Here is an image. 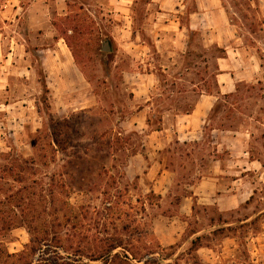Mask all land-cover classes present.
<instances>
[{"label":"rangeland","instance_id":"1","mask_svg":"<svg viewBox=\"0 0 264 264\" xmlns=\"http://www.w3.org/2000/svg\"><path fill=\"white\" fill-rule=\"evenodd\" d=\"M196 1L0 0V264H16L4 253L26 249L44 225L61 238L74 234L70 222L90 224L93 236L114 235L121 223L108 204L127 210L139 197L148 224L140 231L165 248L155 254L162 264H264V0H221L225 11L212 15L211 27L186 31ZM234 35L255 77L237 81L209 116L212 128L227 131L219 135L227 148L212 159L224 160L216 182L234 201L225 200L226 209L193 205L188 216L176 218L173 233L158 215L177 208L148 196L127 168L142 134L120 135L119 123L143 104L128 73L158 77L148 113L155 128L166 109L187 111L198 93L217 91V59ZM61 49L84 78L72 80L65 98L51 89L63 69ZM196 235L202 246L189 254ZM41 245L34 261L56 251ZM57 250L71 252L63 245Z\"/></svg>","mask_w":264,"mask_h":264},{"label":"crops","instance_id":"2","mask_svg":"<svg viewBox=\"0 0 264 264\" xmlns=\"http://www.w3.org/2000/svg\"><path fill=\"white\" fill-rule=\"evenodd\" d=\"M223 10L221 0H197L183 29L186 31L199 30L207 23L211 27L212 15ZM181 29L179 28L178 33ZM210 33L212 34L211 31ZM229 37L233 38V34ZM238 39L240 38L236 36L233 40H228V44L224 41L226 48L224 55L217 59V91L198 93V98L187 111L175 112L173 109H166L160 116L158 128H150L147 123L148 113L154 107L153 102L150 101L153 94L152 89L158 80L156 73L154 71L146 74L128 73L133 78L130 83L136 85L135 97L140 98L143 104L138 105L126 120L119 123L118 134L120 135L121 131H139L142 134L138 149L128 155L127 168L130 167L133 171L134 179L141 180L146 193H153L159 197L160 201H165L170 207L173 204L177 208L176 213L158 215L165 219V228L173 233H176L172 229L176 218L179 219L180 215L188 216L193 205L213 204L219 209H226L224 203L234 201L232 200L234 194H224V190L220 189L216 182L220 175L217 173L225 171L224 160L220 157L212 159L215 153L220 152L219 147L227 148L224 142L219 141V135L227 131L212 128V125H209V116L220 96L235 91L237 81H250L255 77V69L252 68L251 73L249 68L245 69L248 65L246 60L241 58V49L236 46L238 44H235ZM161 43L163 42L160 41V45ZM160 45L158 44V47ZM62 49L63 69L57 68L51 89L56 95L64 94L65 98L73 81L81 84L84 78L77 69L72 68L73 60L68 50ZM250 66L254 67L251 64ZM63 104L65 105V101ZM177 188L182 191L179 195ZM226 191H231V188ZM238 204L239 201L235 200L233 207ZM156 230L157 228H154L155 232Z\"/></svg>","mask_w":264,"mask_h":264},{"label":"trees","instance_id":"3","mask_svg":"<svg viewBox=\"0 0 264 264\" xmlns=\"http://www.w3.org/2000/svg\"><path fill=\"white\" fill-rule=\"evenodd\" d=\"M59 29H61L60 35L67 41L66 29ZM188 31L192 32V30ZM68 47L71 54L75 57L73 48L69 44ZM227 95L229 94L224 96ZM147 123L150 125L149 117L147 118ZM158 127L159 125H156L155 128ZM147 195L154 194L148 193ZM128 205V209L125 210L121 205L114 209L111 203L108 204L107 211L109 209L110 211L114 210L117 213L114 219L121 223L120 229L114 235L99 237L97 234L93 236V234L89 233V229H91L88 228V226L91 227L89 223L87 225V223L82 222L75 224L70 222L74 229V234H66L64 238H61L53 226L46 227L44 225L42 230H38L39 236L32 238L30 243L25 246L26 249L13 254L5 252L4 255L6 258L13 257L16 260V264H162L160 258H155V254L160 255V252L165 250V248L161 246L152 233L146 230L140 231L142 227L148 225L141 220L143 218L142 214L145 212L143 200L139 197L136 198L134 204ZM94 223L96 224L95 228L98 229L99 223L96 221ZM61 241H64V243ZM41 242L53 246L56 251H54L52 257L45 256L48 252L43 251L42 256L38 255V258L34 261L33 256L36 250L41 249ZM62 245L71 251L66 256L61 255L57 250V247ZM201 246L202 235L194 236L189 242L188 253L192 254ZM169 248L172 249L173 245L169 246ZM191 264H197L196 260L194 259Z\"/></svg>","mask_w":264,"mask_h":264},{"label":"water","instance_id":"4","mask_svg":"<svg viewBox=\"0 0 264 264\" xmlns=\"http://www.w3.org/2000/svg\"><path fill=\"white\" fill-rule=\"evenodd\" d=\"M103 50H104V51H109V50H110V49H109V46H108L107 43H105V44L103 45Z\"/></svg>","mask_w":264,"mask_h":264}]
</instances>
